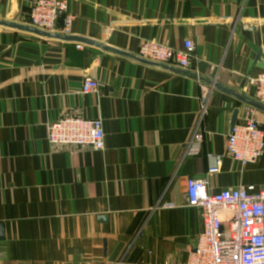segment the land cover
Wrapping results in <instances>:
<instances>
[{
	"label": "crops",
	"instance_id": "0c3cea01",
	"mask_svg": "<svg viewBox=\"0 0 264 264\" xmlns=\"http://www.w3.org/2000/svg\"><path fill=\"white\" fill-rule=\"evenodd\" d=\"M34 1L0 0V20L28 25ZM66 1L71 37L136 57L145 41H191L189 75L0 27V264H186L203 230L187 181L207 156L222 158L213 193L264 190V156L242 168L226 150L250 107L238 97L255 101L249 79L264 71V0ZM88 78L97 94L82 93ZM70 115L102 119L104 151L47 143Z\"/></svg>",
	"mask_w": 264,
	"mask_h": 264
},
{
	"label": "built area",
	"instance_id": "2783aa9c",
	"mask_svg": "<svg viewBox=\"0 0 264 264\" xmlns=\"http://www.w3.org/2000/svg\"><path fill=\"white\" fill-rule=\"evenodd\" d=\"M63 26L59 31L58 22ZM75 20L66 0H36L31 5L28 25L48 33L69 35ZM79 49L82 46H77ZM195 46L186 41L175 51L163 43L145 41L137 56L160 65L187 71ZM249 89L256 102L264 106V71L249 79ZM99 84L92 78L83 83V94H97ZM202 104V113H206ZM106 134L102 119L65 116L47 125V143L59 150H105ZM203 134H195L186 156L200 155ZM226 150L242 168L256 164L264 156V123L257 111L246 107L243 118L227 137ZM220 156H207L205 177L187 181V206L200 211L203 230L194 240L186 264H264V190L255 187L211 191L210 177L221 170Z\"/></svg>",
	"mask_w": 264,
	"mask_h": 264
},
{
	"label": "water",
	"instance_id": "95a60500",
	"mask_svg": "<svg viewBox=\"0 0 264 264\" xmlns=\"http://www.w3.org/2000/svg\"><path fill=\"white\" fill-rule=\"evenodd\" d=\"M0 27L1 28H7V29H11V30H15V31H20L23 33H27L36 37H39L41 39H45V40H54V41H60V42H64V43H76V44H83V45H87V46H92V47H96L100 50H102L103 52L106 53H111L120 57H125L131 60H134L140 64L143 65H147V66H152V67H158L161 69H164L166 71H171V72H178V73H185L182 70H177V69H173V67L167 66V65H160L157 63H153V62H149L146 60H143L139 57H136L134 55H131L129 53L123 52V51H119L117 49L108 47L104 44L101 43H97V42H93L87 39H82V38H76V37H71L69 35H62L60 33H48V32H44L38 29H35L27 24H19V23H14V22H10V21H5V20H0ZM260 56V55H259ZM258 56V58H259ZM181 71V72H180ZM186 75H189L188 73H185ZM192 78H195L194 76H191ZM241 101H243L244 103H247L248 106L258 109L262 112H264V106L259 104L256 101H251V100H247L244 97L240 96L238 97ZM239 115V110H236L234 112V116L232 119V124H231V128L233 129L234 126L236 125L237 122V118ZM0 232H2V227H0ZM2 238V237H1Z\"/></svg>",
	"mask_w": 264,
	"mask_h": 264
}]
</instances>
